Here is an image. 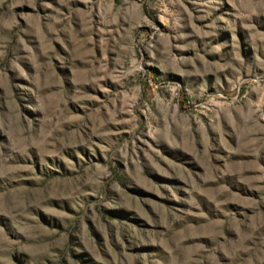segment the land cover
I'll return each mask as SVG.
<instances>
[{
	"label": "rangeland",
	"instance_id": "374dc122",
	"mask_svg": "<svg viewBox=\"0 0 264 264\" xmlns=\"http://www.w3.org/2000/svg\"><path fill=\"white\" fill-rule=\"evenodd\" d=\"M230 258L264 264V0H0V264Z\"/></svg>",
	"mask_w": 264,
	"mask_h": 264
},
{
	"label": "bare ground",
	"instance_id": "6f19581e",
	"mask_svg": "<svg viewBox=\"0 0 264 264\" xmlns=\"http://www.w3.org/2000/svg\"><path fill=\"white\" fill-rule=\"evenodd\" d=\"M212 240V239H211ZM233 242V241H232ZM238 254V253H237ZM234 258H235V256H233ZM234 258H230V263H229V261L227 262V263H225V264H234ZM224 264V263H223Z\"/></svg>",
	"mask_w": 264,
	"mask_h": 264
}]
</instances>
